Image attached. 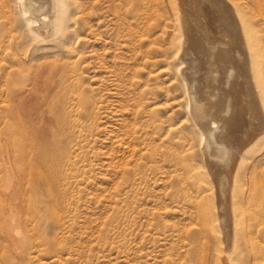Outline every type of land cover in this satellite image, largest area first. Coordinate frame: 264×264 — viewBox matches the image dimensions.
<instances>
[{"label": "rangeland", "instance_id": "374dc122", "mask_svg": "<svg viewBox=\"0 0 264 264\" xmlns=\"http://www.w3.org/2000/svg\"><path fill=\"white\" fill-rule=\"evenodd\" d=\"M78 1L87 6L83 18L91 19L95 0ZM96 8L103 14L92 27L80 30L72 20L63 35L16 45V38L3 32L6 20L0 12V146L13 145L17 178L27 188L18 193V205L27 201L25 218L34 222L30 228L7 221L11 233L5 236L0 201V264H221L223 237L214 219L219 197L201 157L184 158L177 170L155 153V145L141 154L128 151L123 142L131 133L160 138L166 153L184 151L182 137L191 127L181 106L172 49L158 30L136 46L129 27L119 30L117 19L105 12L106 3ZM21 29L18 24L13 34H23ZM74 120L80 146L68 135ZM52 127L53 139L46 136ZM7 180L0 151V192L13 190ZM242 195L234 198L239 234L227 253L228 264H264L259 254L250 259L241 238ZM254 195L262 192L249 196ZM206 211L213 227L210 243ZM258 211H252L260 220L254 231L264 243V207ZM176 228H183L182 238ZM14 231L19 237L24 231L34 235L22 243ZM12 244L24 257L16 256Z\"/></svg>", "mask_w": 264, "mask_h": 264}, {"label": "bare ground", "instance_id": "6f19581e", "mask_svg": "<svg viewBox=\"0 0 264 264\" xmlns=\"http://www.w3.org/2000/svg\"><path fill=\"white\" fill-rule=\"evenodd\" d=\"M204 2L208 6L200 8ZM105 3V12L117 19L119 30L129 27L128 37L136 46L141 37L150 40L157 30L161 31V37L172 49V66L182 91L181 106L191 127V132L182 137L184 151L176 154L166 153L169 150L163 149L165 143L160 138L131 133L125 134V149L142 154V149L155 145V153L166 156L177 170L182 169L184 158L200 156L219 197L214 219L220 226L224 244L220 263L228 264L227 253L236 247L239 233L235 218L240 210L234 211V198L239 193L246 200L239 207L243 213L241 238L246 242L250 259L258 254L259 259H264V243L254 231L260 220L255 221L252 213L257 209L258 214V209L264 207V0H95L90 4L91 19L83 18L87 6L78 0H0V12L6 20L3 32L6 36L13 35L17 41L12 42L16 45L22 39H30L32 43L63 35L72 20L83 30L92 27V21L103 14L97 11V4ZM18 24L24 31L16 37L13 33ZM79 36L78 32L74 35ZM152 40L158 42L157 37ZM134 50L142 52L141 47ZM21 60L26 62L25 58ZM37 78L35 75L32 81ZM78 124L74 120L68 127L71 144L75 146H80L81 131L74 130ZM64 131L59 133L63 135ZM46 136L55 137L54 127L48 129ZM12 150L8 141L0 146L7 168V188L13 187L10 192L8 189L0 192L7 237L11 233L6 228L7 221L34 226L31 218H25L27 201L21 207L18 205V193L25 192L26 187L23 178H17L20 170L14 167ZM45 167L52 168L47 163ZM55 171L52 170V175L56 177ZM258 191L262 196H249ZM205 218L210 243L213 235L210 211H206ZM176 230L182 238L183 228ZM19 232L14 231L13 236L22 243L34 233L24 231L19 237ZM12 246L16 256L24 257L20 247Z\"/></svg>", "mask_w": 264, "mask_h": 264}]
</instances>
